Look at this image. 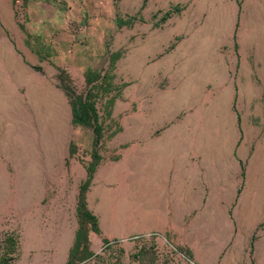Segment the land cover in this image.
<instances>
[{"label": "rangeland", "instance_id": "obj_1", "mask_svg": "<svg viewBox=\"0 0 264 264\" xmlns=\"http://www.w3.org/2000/svg\"><path fill=\"white\" fill-rule=\"evenodd\" d=\"M8 11L7 35L51 87L36 74L21 97L30 134L20 128L5 190L19 205L4 207L0 264H196L162 234L141 232L138 208L124 223L123 154L166 119L174 98L171 76L145 64L174 41L171 56L193 45L196 55L229 54L235 41L246 49L264 34V0H0L4 26ZM84 99L95 120L71 121ZM84 214L95 229L79 230ZM214 264H264V234L229 241Z\"/></svg>", "mask_w": 264, "mask_h": 264}, {"label": "crops", "instance_id": "obj_2", "mask_svg": "<svg viewBox=\"0 0 264 264\" xmlns=\"http://www.w3.org/2000/svg\"><path fill=\"white\" fill-rule=\"evenodd\" d=\"M6 21H0V224L4 207L19 205L5 190L14 179L20 128L30 134L21 97L36 74L51 87L7 35L10 11ZM260 39L246 49L235 41L231 53L215 56L194 54L197 45L171 56L180 44L174 41L145 64L158 65V79L171 76L174 98L166 119L147 125L123 154L124 223L128 229V214L138 208L141 232L162 234L196 264H214L229 241L264 234V34Z\"/></svg>", "mask_w": 264, "mask_h": 264}, {"label": "trees", "instance_id": "obj_3", "mask_svg": "<svg viewBox=\"0 0 264 264\" xmlns=\"http://www.w3.org/2000/svg\"><path fill=\"white\" fill-rule=\"evenodd\" d=\"M81 111H82V116H81V114L78 116L75 108L71 107V110H70L71 121H73L76 117H79V119H81V118L85 119L86 115H89V118L92 121L95 120V112L92 108V105L86 104L85 99L81 105ZM92 172H93V167H90L89 169L86 170V178L80 186V196H79V200H78V202H79L78 206H83L82 201H83L84 191H85V189H86V187H87V185L91 179ZM84 217H85L86 222L81 220V223L79 225V230H80V226L84 227L85 223H87V222L90 224L91 227H93V229H95L97 224H96V221L93 218V216H90L89 214H84ZM79 237H80V235L78 234V231H77L75 234V241Z\"/></svg>", "mask_w": 264, "mask_h": 264}, {"label": "built area", "instance_id": "obj_4", "mask_svg": "<svg viewBox=\"0 0 264 264\" xmlns=\"http://www.w3.org/2000/svg\"><path fill=\"white\" fill-rule=\"evenodd\" d=\"M150 234H156V233H150Z\"/></svg>", "mask_w": 264, "mask_h": 264}]
</instances>
